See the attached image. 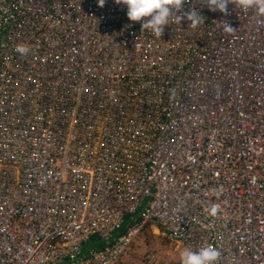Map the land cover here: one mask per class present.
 <instances>
[{
  "label": "built area",
  "instance_id": "obj_1",
  "mask_svg": "<svg viewBox=\"0 0 264 264\" xmlns=\"http://www.w3.org/2000/svg\"><path fill=\"white\" fill-rule=\"evenodd\" d=\"M190 7L156 38L115 0H0V264H121L147 230L264 264V17Z\"/></svg>",
  "mask_w": 264,
  "mask_h": 264
},
{
  "label": "clouds",
  "instance_id": "obj_2",
  "mask_svg": "<svg viewBox=\"0 0 264 264\" xmlns=\"http://www.w3.org/2000/svg\"><path fill=\"white\" fill-rule=\"evenodd\" d=\"M98 5L104 7L106 0H97ZM118 5L127 6V16L131 21L140 22L142 31L150 32L152 36L160 38L164 34V28L170 25V21L181 24L184 19L189 21L188 27L197 29L205 23L206 18L199 10L190 7L183 11L188 0H115ZM233 4L244 12L251 10L255 15L264 17V0H204L210 11H220L228 14V5ZM222 31L228 34L235 32L227 21L220 23ZM15 51L21 55H27L31 51L30 46L19 44ZM219 205L213 204L209 214L216 216ZM221 256L220 251L211 244H205L197 249L185 248L180 254L181 264H216Z\"/></svg>",
  "mask_w": 264,
  "mask_h": 264
},
{
  "label": "rangeland",
  "instance_id": "obj_3",
  "mask_svg": "<svg viewBox=\"0 0 264 264\" xmlns=\"http://www.w3.org/2000/svg\"><path fill=\"white\" fill-rule=\"evenodd\" d=\"M184 250V246L169 237L147 230L136 240L128 259L121 264H140L148 257H154V264H181L180 254Z\"/></svg>",
  "mask_w": 264,
  "mask_h": 264
},
{
  "label": "bare ground",
  "instance_id": "obj_4",
  "mask_svg": "<svg viewBox=\"0 0 264 264\" xmlns=\"http://www.w3.org/2000/svg\"><path fill=\"white\" fill-rule=\"evenodd\" d=\"M183 248V247H182Z\"/></svg>",
  "mask_w": 264,
  "mask_h": 264
}]
</instances>
